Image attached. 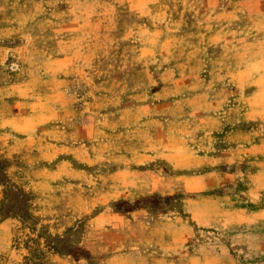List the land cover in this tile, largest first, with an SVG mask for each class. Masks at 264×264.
<instances>
[{
  "label": "rangeland",
  "instance_id": "1",
  "mask_svg": "<svg viewBox=\"0 0 264 264\" xmlns=\"http://www.w3.org/2000/svg\"><path fill=\"white\" fill-rule=\"evenodd\" d=\"M0 264H264V0H0Z\"/></svg>",
  "mask_w": 264,
  "mask_h": 264
},
{
  "label": "crops",
  "instance_id": "2",
  "mask_svg": "<svg viewBox=\"0 0 264 264\" xmlns=\"http://www.w3.org/2000/svg\"><path fill=\"white\" fill-rule=\"evenodd\" d=\"M146 4V3H145ZM144 14V13H143ZM148 100V99H147ZM146 99H143V102L141 104L138 105L139 110H141V112L146 116L149 113V108L155 106V107H159V103L156 102L155 105L151 104V106H149L146 102ZM134 108V107H132ZM151 119H153V121H155V124H157L158 122V116H151ZM224 124H228L227 121L223 120ZM139 129L136 130L137 132H135V135L138 136V142L134 143L132 146V138L129 139L128 137H125L124 143L119 144L117 153L119 154L117 157L114 156V160L116 162H119L121 160H123L124 162H122V164H127V165H136L139 164L141 162H144L145 160L149 159V157H151V155L153 154V151H155L156 155H157V151H159L160 149H158L159 147L157 145L152 146L149 144L148 141V132H151L150 130H154V129ZM157 129V128H156ZM159 130L157 129L156 132H158ZM160 131H162V128L160 129ZM159 131V132H160ZM130 133L128 132H124V136H128ZM150 134V133H149ZM120 135L118 134L117 137H119ZM127 140V141H126ZM143 146V147H142ZM152 147H155V149H150ZM120 152V153H119ZM124 154L123 157H121V154ZM142 164V163H141Z\"/></svg>",
  "mask_w": 264,
  "mask_h": 264
}]
</instances>
